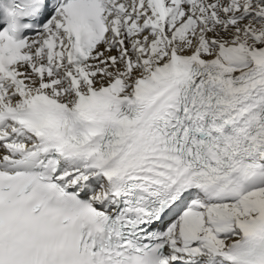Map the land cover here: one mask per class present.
Instances as JSON below:
<instances>
[{
	"label": "snow or ice",
	"instance_id": "snow-or-ice-1",
	"mask_svg": "<svg viewBox=\"0 0 264 264\" xmlns=\"http://www.w3.org/2000/svg\"><path fill=\"white\" fill-rule=\"evenodd\" d=\"M0 264H264V0H0Z\"/></svg>",
	"mask_w": 264,
	"mask_h": 264
}]
</instances>
